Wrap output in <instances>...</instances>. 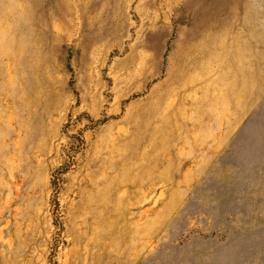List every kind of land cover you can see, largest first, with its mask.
<instances>
[{
	"label": "rangeland",
	"instance_id": "1",
	"mask_svg": "<svg viewBox=\"0 0 264 264\" xmlns=\"http://www.w3.org/2000/svg\"><path fill=\"white\" fill-rule=\"evenodd\" d=\"M0 264H264V0H0Z\"/></svg>",
	"mask_w": 264,
	"mask_h": 264
}]
</instances>
